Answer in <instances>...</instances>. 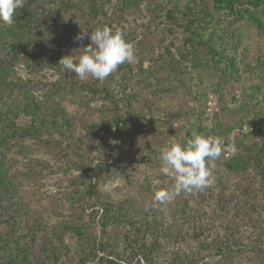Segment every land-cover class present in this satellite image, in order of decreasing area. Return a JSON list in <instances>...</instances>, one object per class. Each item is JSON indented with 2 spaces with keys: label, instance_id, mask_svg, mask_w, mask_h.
I'll use <instances>...</instances> for the list:
<instances>
[{
  "label": "trees",
  "instance_id": "16d2710c",
  "mask_svg": "<svg viewBox=\"0 0 264 264\" xmlns=\"http://www.w3.org/2000/svg\"><path fill=\"white\" fill-rule=\"evenodd\" d=\"M40 1L24 0L12 24L0 22V264H34V259L48 264L47 256L32 257L35 246L55 260L59 258L48 246L51 237L41 214L21 195L22 178L34 174L32 160H26L28 140L47 152L65 157L73 152L83 158L78 151L86 141L95 138L103 145L109 139L104 146L112 159L123 162L131 155L160 171L161 148L173 140L183 144L193 133L225 139L231 153L236 147L232 155L226 157L222 151L211 162L213 176L222 167L225 178L214 177L210 187L181 192L163 204L154 200V193L172 190L174 180L161 171L154 190L147 181L140 185L138 194L114 200L98 189L101 164L91 165L90 171L80 167L85 173L81 177L85 182L88 178L89 183L75 189L70 202L77 209L86 207L79 211L80 217L90 211L91 220L98 218L100 240L89 234L87 224L69 221L66 228L89 238L88 249L78 252V262L86 264L92 258L94 264H159L160 252L175 241L186 243L190 252L192 246L197 250L195 256H184L181 248L172 251L171 264H214L210 261L213 258L223 261L218 264H233L242 254L243 262L264 264V217L262 209L253 203L258 193L264 202V53L247 59L241 34L232 25L246 20L262 32L264 0H188L185 4L181 0ZM142 3L145 12L157 20L156 25L168 30L167 35L160 34L157 47L147 44V31L139 42L138 53L155 57L157 66L144 67L142 60L136 65L125 63L114 74L120 77L118 84L113 76L104 81L90 76L81 80L62 68L59 61L63 56L76 57L82 51L79 48L88 45L86 38L75 40L83 30L90 33L96 26L107 25L124 32L131 42L135 29L121 21L126 20L124 14L135 13ZM110 5L114 7L112 15L108 13ZM57 15L60 19L55 18ZM177 32L183 46L173 39ZM21 64L35 75L33 79L24 81L18 76ZM49 70L58 76L56 80L39 77ZM209 73L222 85L230 81L248 85L251 93L239 106L238 117L224 118L220 112L212 119L206 115L209 92L204 85ZM39 88L43 90L41 96L34 94ZM179 95L181 101L171 99ZM99 101L106 110L98 109V119L79 114L80 107L90 109ZM80 123L88 134L77 140ZM244 124L255 130L245 132ZM126 147L135 150L132 153ZM15 148L26 170L12 157ZM253 213H261L258 224L251 220ZM29 216L34 217L31 224H23ZM227 217L229 228H225ZM245 221L260 232L252 245L241 250L235 242Z\"/></svg>",
  "mask_w": 264,
  "mask_h": 264
},
{
  "label": "rangeland",
  "instance_id": "374dc122",
  "mask_svg": "<svg viewBox=\"0 0 264 264\" xmlns=\"http://www.w3.org/2000/svg\"><path fill=\"white\" fill-rule=\"evenodd\" d=\"M182 4H185L188 0H181ZM40 4L47 3V0H41ZM46 4L44 5L46 8ZM109 7V8H108ZM109 15H112L113 12V5L107 6ZM49 11L50 9L47 8ZM49 13V12H48ZM48 13L43 14L46 17H50ZM48 14V15H47ZM51 14V13H50ZM42 15V16H43ZM70 16V13L66 14ZM74 15V14H72ZM126 20H122L121 23L124 26H129L130 29L134 28V34L130 39L131 42L134 44L136 49L137 61L132 65L139 64L140 60L144 67H149L150 65L157 66L158 64L155 63V57H148L147 53L140 54L139 52V42L143 40V32H146L147 37V44L149 46L153 45L157 47V42L160 37V34L168 33V30H162L156 25V21L154 18H151L145 12V3H142L140 9H138L133 14H124ZM262 18L264 21V12H262ZM55 16V13H54ZM56 19H60L59 15L55 17ZM73 21H76V17H72ZM232 19L229 18V22ZM236 30L241 34L242 43L245 47V53L247 55V59H253L257 56L264 53V30L259 32L256 26L252 25L246 20L236 21L232 24ZM179 32L175 33V37L173 39H177L180 46L184 45V42L181 41L182 36L178 34ZM88 44L90 40L86 38ZM158 51H162L160 47L157 48ZM174 52H177L176 48L173 49ZM177 54V53H176ZM244 58V54H240ZM246 59V60H247ZM17 74L19 77L23 78L24 81L34 78V74L29 73L28 70L25 68V64H21L17 69ZM44 81H51L56 80L58 76H54L52 71H47L44 75L39 76ZM39 79V78H38ZM207 92L212 93L215 96V101L217 106L219 107V112L222 114L224 118H236L239 115V106L242 105L245 101L248 100L249 94L251 93L248 85L245 82H235L230 81L227 85H222L221 83L217 82L216 77L212 73L207 75V79L204 85ZM43 90L39 88V90H35V95L41 96ZM16 93V92H15ZM181 95L173 97L171 99L175 100L176 102L181 101ZM245 97V99H244ZM105 104L101 101L97 103H93V106L90 109L86 108H79L78 112L82 116H87L92 119H98L100 113L98 109H102L105 111L106 109L103 108ZM227 109L231 110L228 111ZM218 112V113H219ZM105 115V114H102ZM177 124H174L176 126ZM78 132L75 135L74 139H79L78 137H86L88 132L86 128L80 123L79 126L77 125ZM109 139L104 140L103 145L100 143V140L93 138L91 141H86L82 147L79 149V154L83 156H77L75 153L69 154L65 157L63 154H59L57 152H47L43 148L35 145L32 140H28L26 145L28 146L30 153L29 156L26 157L31 159V171H34L33 176H24L21 180V195L24 197L25 201L30 203L32 207L41 214L42 219L46 225V231L49 233L51 240L49 241V247L53 250H56L57 256L59 258L55 260V256L48 255L47 252L42 253L41 249L38 246H35L34 255L32 257H42L46 258L48 264H80L78 262V252L83 249H88V241L87 236L77 235L72 230L66 228V225L69 221L75 220L76 223L79 224H87V231L92 233L93 238H96L97 241L100 240V224H98V218L96 220H91L88 217L90 211H87L83 214V218L80 217L82 213L79 211L84 207L80 205L77 207H72L70 202V195L73 191L79 187L83 188L86 184L89 183L88 178L85 182L82 178L84 176V172L80 167H89L88 170H91V165H99L101 164V174H100V181L98 184V189L101 191H106L109 193L114 200H120L125 198L126 196H133L138 194L140 185L149 181L151 190H154V187L157 183H160L159 176L160 171L158 169L153 168L150 165H147L143 161H139V159H134L133 156L129 155L123 159V162H118L117 159H112V153L110 152L109 155L107 153L106 147L109 144ZM107 146L105 147L104 145ZM65 145H63L64 147ZM114 146V143L111 144ZM135 148L137 149V145L135 144ZM134 149L126 147V150L134 152ZM233 148V147H232ZM236 150V147H235ZM15 154L12 157L18 159L20 162V166L24 167L23 169H27L26 166H23L24 161L21 157V154H18L16 148L13 150ZM234 152L230 155H232ZM226 157H228L226 155ZM25 160V161H26ZM107 162V163H106ZM161 165V164H160ZM82 176V177H81ZM171 177V176H170ZM214 177L218 179L225 178V172L223 168H217L214 173ZM172 178V177H171ZM226 178H228V174L226 173ZM228 180L233 181L234 178H229ZM227 182V180H226ZM229 182V181H228ZM215 183V182H214ZM147 185V184H146ZM227 185V183H226ZM231 189V185L229 187ZM215 192L218 191L216 187L213 189ZM141 191V190H140ZM256 207L262 209L261 213H263L264 217V202L261 200V197L258 194H255V200L253 201ZM208 211H211L210 207H205ZM260 213V214H261ZM260 214L253 213L251 215V220L254 224H258L261 221ZM167 218H169L168 214L166 213ZM33 216L26 217L23 221V224L29 223L30 220H33ZM230 218L227 217L226 220V227L229 228L231 225L228 223ZM253 223L243 222V228L241 231L240 237H236L235 246H239L241 250H244L245 247H248L253 244L257 235L259 234V230L254 229ZM31 222L29 223V225ZM261 222L259 226H261ZM3 231H7L3 229ZM92 238V239H93ZM245 246V247H244ZM194 250L192 252L189 251L188 245L186 243H180L172 241L171 244L164 247V250L160 252V257L158 258L159 264H171L172 263V255L171 252H177L180 250L185 256V254L189 253L192 256H195V251L197 248L192 246ZM59 248V249H58ZM123 250V249H119ZM2 255V254H0ZM101 255V252H100ZM139 257H137L138 259ZM244 258V254L240 256L234 263L235 264H249L245 259L244 262L242 261ZM209 257H206L205 260H208ZM219 258H213L210 261L214 264H218L221 261H218ZM93 261L89 259V262L86 264H94ZM142 264H146L145 261H142ZM223 262V261H222ZM221 262V263H222ZM202 263V261L200 262ZM233 263V264H234ZM34 264L37 263V260L34 259ZM127 264V263H125Z\"/></svg>",
  "mask_w": 264,
  "mask_h": 264
},
{
  "label": "clouds",
  "instance_id": "9594fccd",
  "mask_svg": "<svg viewBox=\"0 0 264 264\" xmlns=\"http://www.w3.org/2000/svg\"><path fill=\"white\" fill-rule=\"evenodd\" d=\"M24 6V0H0V22L12 24L16 10ZM90 40L87 46H82L80 54L63 56L59 64L68 72L84 80L92 77L104 81L113 76L118 84L120 81L118 68L127 63L137 61L136 49L128 41L124 32L107 25L96 26L88 32L83 30L75 37L76 41ZM119 91L118 88L115 89ZM223 149V141L218 137L193 133L185 143L170 141L161 148L159 160L160 171L174 180L172 190L159 189L154 193V200L160 204L171 201L174 195L181 192L194 193L210 187L214 183L212 161L218 159ZM232 151H235L233 146Z\"/></svg>",
  "mask_w": 264,
  "mask_h": 264
},
{
  "label": "built area",
  "instance_id": "2783aa9c",
  "mask_svg": "<svg viewBox=\"0 0 264 264\" xmlns=\"http://www.w3.org/2000/svg\"><path fill=\"white\" fill-rule=\"evenodd\" d=\"M215 96L212 93H209L208 97L206 98V115L212 119L213 116L219 112V107L217 106V103L215 101ZM243 130L245 132H252L255 130V127L249 124H244L243 125ZM212 136V135H210ZM223 141V147L225 151V155L229 156L231 153V145L230 143L226 142L225 139Z\"/></svg>",
  "mask_w": 264,
  "mask_h": 264
}]
</instances>
